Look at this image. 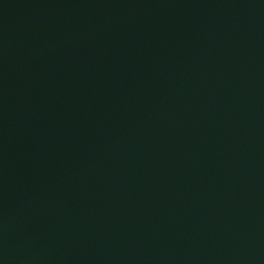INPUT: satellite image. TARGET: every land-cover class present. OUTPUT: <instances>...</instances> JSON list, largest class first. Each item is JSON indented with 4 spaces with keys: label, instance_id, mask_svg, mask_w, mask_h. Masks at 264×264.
<instances>
[{
    "label": "water",
    "instance_id": "water-1",
    "mask_svg": "<svg viewBox=\"0 0 264 264\" xmlns=\"http://www.w3.org/2000/svg\"><path fill=\"white\" fill-rule=\"evenodd\" d=\"M0 264H264V0H0Z\"/></svg>",
    "mask_w": 264,
    "mask_h": 264
}]
</instances>
